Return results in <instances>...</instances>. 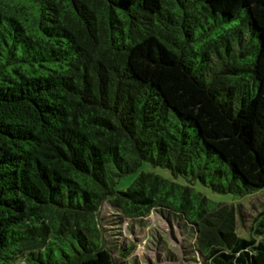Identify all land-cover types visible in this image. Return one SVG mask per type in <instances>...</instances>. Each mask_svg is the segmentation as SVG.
<instances>
[{
    "label": "trees",
    "instance_id": "16d2710c",
    "mask_svg": "<svg viewBox=\"0 0 264 264\" xmlns=\"http://www.w3.org/2000/svg\"><path fill=\"white\" fill-rule=\"evenodd\" d=\"M196 180L264 188V0H0V264H115L105 202L173 215L203 264H264V211L240 236Z\"/></svg>",
    "mask_w": 264,
    "mask_h": 264
},
{
    "label": "rangeland",
    "instance_id": "374dc122",
    "mask_svg": "<svg viewBox=\"0 0 264 264\" xmlns=\"http://www.w3.org/2000/svg\"><path fill=\"white\" fill-rule=\"evenodd\" d=\"M156 173L172 179L169 171L144 163L139 172ZM138 172V173H139ZM138 173L119 180L117 190H126ZM177 181L186 184L187 179ZM193 187L216 204L241 206L244 221H238V235L252 224L253 218L264 211V188L247 195L218 194L209 187L194 181ZM103 240L112 252L115 264H203L194 247V233L173 215L151 211L146 217L124 218L114 207L105 202L98 213ZM133 247L131 253L125 252Z\"/></svg>",
    "mask_w": 264,
    "mask_h": 264
}]
</instances>
